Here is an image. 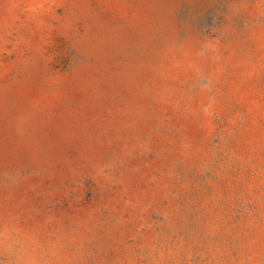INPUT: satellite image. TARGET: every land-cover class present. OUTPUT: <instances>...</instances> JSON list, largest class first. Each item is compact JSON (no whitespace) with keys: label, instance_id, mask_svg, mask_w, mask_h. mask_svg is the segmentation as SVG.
Returning a JSON list of instances; mask_svg holds the SVG:
<instances>
[{"label":"rangeland","instance_id":"rangeland-1","mask_svg":"<svg viewBox=\"0 0 264 264\" xmlns=\"http://www.w3.org/2000/svg\"><path fill=\"white\" fill-rule=\"evenodd\" d=\"M0 264H264V0H0Z\"/></svg>","mask_w":264,"mask_h":264}]
</instances>
